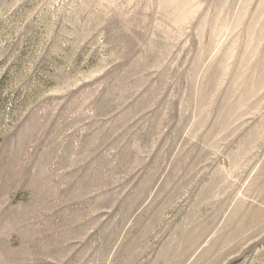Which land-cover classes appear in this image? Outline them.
Returning <instances> with one entry per match:
<instances>
[{
	"label": "rangeland",
	"instance_id": "374dc122",
	"mask_svg": "<svg viewBox=\"0 0 264 264\" xmlns=\"http://www.w3.org/2000/svg\"><path fill=\"white\" fill-rule=\"evenodd\" d=\"M0 264H264V0H0Z\"/></svg>",
	"mask_w": 264,
	"mask_h": 264
}]
</instances>
